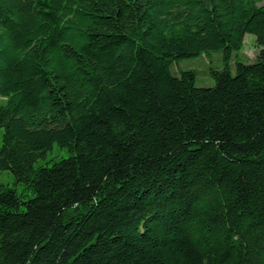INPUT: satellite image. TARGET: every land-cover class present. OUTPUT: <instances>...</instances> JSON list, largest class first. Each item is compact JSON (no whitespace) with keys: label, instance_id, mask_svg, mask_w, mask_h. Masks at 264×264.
<instances>
[{"label":"trees","instance_id":"16d2710c","mask_svg":"<svg viewBox=\"0 0 264 264\" xmlns=\"http://www.w3.org/2000/svg\"><path fill=\"white\" fill-rule=\"evenodd\" d=\"M257 2L0 0V264H264Z\"/></svg>","mask_w":264,"mask_h":264},{"label":"rangeland","instance_id":"374dc122","mask_svg":"<svg viewBox=\"0 0 264 264\" xmlns=\"http://www.w3.org/2000/svg\"><path fill=\"white\" fill-rule=\"evenodd\" d=\"M264 0H258L257 6H262ZM258 53V48L255 45V37L246 34L243 39L242 48L240 51L233 53L230 62V71L233 74L235 68V61L244 63L254 62ZM222 68V54L220 52H212L203 54L198 58L184 60L180 63L172 65L171 73L173 76H178L179 72L192 70L196 73L195 86L196 87H212L214 81L211 78L210 70H219ZM5 100L0 98V106L4 105ZM2 129H0V147L2 145ZM68 153L64 149H58L54 146L52 151L48 152L45 158L40 161V165H51L52 162L66 158ZM0 183L10 190H15L17 194L30 196L29 192L24 190V186L15 182L13 175L10 171L0 172Z\"/></svg>","mask_w":264,"mask_h":264}]
</instances>
